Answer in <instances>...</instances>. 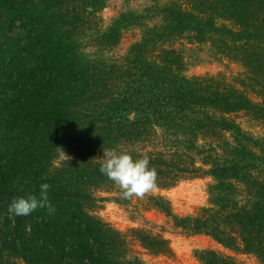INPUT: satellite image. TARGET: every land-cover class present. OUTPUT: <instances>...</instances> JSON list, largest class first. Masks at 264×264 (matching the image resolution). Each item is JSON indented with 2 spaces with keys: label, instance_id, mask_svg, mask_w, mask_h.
<instances>
[{
  "label": "trees",
  "instance_id": "16d2710c",
  "mask_svg": "<svg viewBox=\"0 0 264 264\" xmlns=\"http://www.w3.org/2000/svg\"><path fill=\"white\" fill-rule=\"evenodd\" d=\"M106 2L0 0V264H145L94 214L97 194L125 204L138 188L202 176L213 179L210 206L197 215L175 217L161 196L151 209L264 264V0H174L124 56L115 51L136 23L106 27ZM180 39L219 42L243 68L240 87L188 76ZM138 237L170 252L162 236ZM203 254L205 264H241Z\"/></svg>",
  "mask_w": 264,
  "mask_h": 264
},
{
  "label": "rangeland",
  "instance_id": "374dc122",
  "mask_svg": "<svg viewBox=\"0 0 264 264\" xmlns=\"http://www.w3.org/2000/svg\"><path fill=\"white\" fill-rule=\"evenodd\" d=\"M174 0H107L106 8L101 12L106 27L120 24L122 16H131L136 26L129 27L123 32L120 45L115 54L124 56L130 48L143 37L151 39V29L160 24L158 14ZM203 1V0H202ZM178 41V40H177ZM191 43V44H189ZM213 49L209 45H198L195 41L179 40L177 48L187 59L188 76H223L233 87H240V73L242 66L237 62L224 59L218 42ZM241 126L252 134L259 136L261 126L244 113L236 116ZM160 148L159 142L154 146L139 145L130 150L138 153ZM213 182L209 176L189 179L179 182L169 189L142 187L133 192V199L127 198L125 204L117 203L122 198L114 192H99V199L94 214L116 230L128 236L133 251L145 264H205L201 257L204 252L214 251L225 257H231L241 264H260L254 254L243 251H234L205 234H195L176 227L171 217L165 213L151 209L150 197L161 196L169 202L175 217L184 219L197 215L201 209L210 206L208 187ZM145 232V233H144ZM146 233L159 235L169 242L170 252L164 255H155L145 249L138 236ZM204 255V256H203Z\"/></svg>",
  "mask_w": 264,
  "mask_h": 264
}]
</instances>
